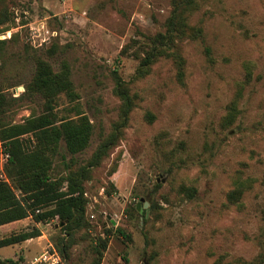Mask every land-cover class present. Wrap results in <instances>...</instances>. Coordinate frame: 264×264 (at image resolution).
Masks as SVG:
<instances>
[{
    "label": "rangeland",
    "instance_id": "rangeland-1",
    "mask_svg": "<svg viewBox=\"0 0 264 264\" xmlns=\"http://www.w3.org/2000/svg\"><path fill=\"white\" fill-rule=\"evenodd\" d=\"M194 1L187 31L174 41L184 59L180 82L169 56L139 67L148 49L140 40L165 32L171 0H0L1 27L10 26L0 32V88L15 98L4 120L21 123L42 111L38 95H23L42 58L54 70L68 64L78 96L60 95L58 116L79 108L93 125L88 146L72 160L61 143L55 175H64L62 156L72 168L87 165L113 133L122 106L116 78L132 100L121 137L88 169L90 227L74 234L68 258L54 246L62 224L30 216L0 226V238L34 226L41 235L0 247V259L26 264L53 246L58 264H94L92 246L105 235L100 264H245L264 253V0ZM243 82L240 112L223 127ZM6 153L0 142V181L20 197ZM238 175L252 180L239 206L227 199Z\"/></svg>",
    "mask_w": 264,
    "mask_h": 264
},
{
    "label": "trees",
    "instance_id": "trees-1",
    "mask_svg": "<svg viewBox=\"0 0 264 264\" xmlns=\"http://www.w3.org/2000/svg\"><path fill=\"white\" fill-rule=\"evenodd\" d=\"M195 7L194 0H171V11L165 22V32L153 36L143 35L140 40V46L148 47L140 60L141 69L149 67L160 56H169L176 66L178 80L182 82L184 59L174 41L187 31L189 26L187 18ZM6 22L3 12L0 11V32L9 29L8 25L1 27ZM2 42L0 40V44ZM249 76L248 73L246 82ZM244 84L245 82L237 86L234 98L226 107V113L222 118L223 127L232 125L240 112L238 101ZM115 92L121 98L122 106L121 120L115 124L113 133L98 146L87 165L72 168L66 156H62L65 164L64 175H55L52 159L59 154L61 143H64L65 152L72 160L88 146L93 131L91 121L79 108H72L74 114L69 117H59L55 111L60 95H64L69 102H74L78 98L68 64L63 61L60 69L54 70L49 62L36 58L34 74L25 86L23 95H38L43 100V108L39 114L31 112L21 123H9L4 120L9 102L15 98H8L0 88V142L9 152L6 174L21 192L18 197L8 182L0 181V226L30 216L35 223L57 219L58 225L62 224L60 229L63 230V236L56 239L54 246L62 259L68 258V249L73 242L74 234L81 230L87 231L90 227L85 217L87 198L84 194V182L90 177L88 169L97 165L100 157L121 137L132 106L128 89L120 78H116ZM26 135H30L29 139L24 138ZM251 185V179L236 176L233 179V188L227 194L228 201L237 206L241 205V196ZM185 189L189 196L193 195L194 189ZM38 209L40 210L37 212ZM105 232L109 234L110 230L105 229ZM117 233L125 236L120 229H117ZM40 235V230L34 226L30 230L1 237L0 247L18 244ZM106 236L98 237L92 246L96 254L94 264L101 263L107 245ZM242 263L263 264L264 253ZM0 264H21V257L0 259Z\"/></svg>",
    "mask_w": 264,
    "mask_h": 264
},
{
    "label": "built area",
    "instance_id": "built-area-1",
    "mask_svg": "<svg viewBox=\"0 0 264 264\" xmlns=\"http://www.w3.org/2000/svg\"><path fill=\"white\" fill-rule=\"evenodd\" d=\"M5 155L6 157L9 156L8 153H6ZM36 211L38 212L39 209ZM59 262H60V257L58 253L56 252L53 246H49V248L43 250L40 254L35 256L26 264H58Z\"/></svg>",
    "mask_w": 264,
    "mask_h": 264
},
{
    "label": "water",
    "instance_id": "water-1",
    "mask_svg": "<svg viewBox=\"0 0 264 264\" xmlns=\"http://www.w3.org/2000/svg\"><path fill=\"white\" fill-rule=\"evenodd\" d=\"M144 206L147 207L148 206V202H145ZM137 208H138V205H137ZM146 212H147V209H146ZM146 215H147V213H146Z\"/></svg>",
    "mask_w": 264,
    "mask_h": 264
}]
</instances>
